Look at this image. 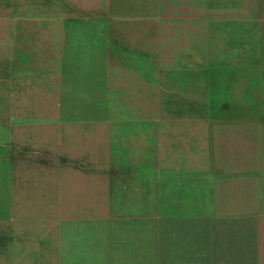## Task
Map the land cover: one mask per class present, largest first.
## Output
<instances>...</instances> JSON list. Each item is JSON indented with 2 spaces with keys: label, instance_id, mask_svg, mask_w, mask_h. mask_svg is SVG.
Returning a JSON list of instances; mask_svg holds the SVG:
<instances>
[{
  "label": "rangeland",
  "instance_id": "obj_1",
  "mask_svg": "<svg viewBox=\"0 0 264 264\" xmlns=\"http://www.w3.org/2000/svg\"><path fill=\"white\" fill-rule=\"evenodd\" d=\"M184 1L0 0V264H264V0ZM84 20L200 62L128 79L144 109L69 91L42 56Z\"/></svg>",
  "mask_w": 264,
  "mask_h": 264
},
{
  "label": "crops",
  "instance_id": "obj_2",
  "mask_svg": "<svg viewBox=\"0 0 264 264\" xmlns=\"http://www.w3.org/2000/svg\"><path fill=\"white\" fill-rule=\"evenodd\" d=\"M180 1L148 0V8L151 3L175 5ZM184 2L189 3L188 1ZM198 2V0H195L194 3ZM140 15L144 17L146 14ZM179 15L180 19L177 21L186 16L192 18L208 16H199L196 11H193V15L181 11ZM146 16L149 21L153 22H160L166 18L176 21L173 17L174 14L169 10L167 12L163 11V13L160 10L150 13L148 10ZM209 16L213 18V15L209 14ZM92 23L91 20H84L77 23V25L75 23L67 25V28L62 29L60 33L63 38L62 43L59 45L61 54L55 46L50 44L51 47L47 48L51 49L46 50L45 57L42 56L49 65V67L47 66V76L73 79V81L68 82L71 83L69 91L77 93L79 84L84 83L80 79H118L110 89V92L115 91L119 94L120 99H116L117 103L127 97L130 107L144 109L146 105L142 104L141 100L133 99V95H137L136 98L138 99L140 96L139 92L134 91L131 84H127L129 83L128 79H131L130 82L132 83L136 80L145 81L155 77L157 79H169L177 75L175 70L179 72L178 68L184 65V61L189 62L194 58L200 62L195 50L187 49L183 51L177 63L172 56L173 51H167V44L163 42L161 34L159 35L157 32L150 30L149 23L145 20H135L133 22L135 27L141 28L138 29L137 33H134L133 28L129 30L121 27V24L118 23L115 26L117 29L114 26L111 27L113 23L110 24V27H94L91 26ZM97 23L99 24V22ZM46 36L48 38L49 35ZM57 40H60V38ZM197 52L204 54L198 46ZM182 79H197V77L189 74L182 77Z\"/></svg>",
  "mask_w": 264,
  "mask_h": 264
},
{
  "label": "bare ground",
  "instance_id": "obj_3",
  "mask_svg": "<svg viewBox=\"0 0 264 264\" xmlns=\"http://www.w3.org/2000/svg\"><path fill=\"white\" fill-rule=\"evenodd\" d=\"M247 56H248V54H247ZM247 56L245 57V58H246L245 60H247V59H248V57H247ZM261 75H262V76H264V73H261ZM263 81H264V79H262V82H263ZM52 107H53V106H52ZM262 116H263V115H262ZM261 143H262V142H261ZM261 188H262V187H261Z\"/></svg>",
  "mask_w": 264,
  "mask_h": 264
}]
</instances>
